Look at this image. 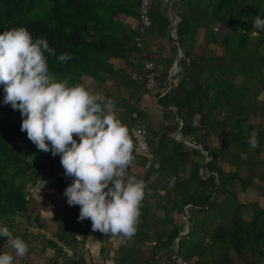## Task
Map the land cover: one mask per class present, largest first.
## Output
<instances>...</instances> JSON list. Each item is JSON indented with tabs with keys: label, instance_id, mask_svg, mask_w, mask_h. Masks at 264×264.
I'll list each match as a JSON object with an SVG mask.
<instances>
[{
	"label": "trees",
	"instance_id": "16d2710c",
	"mask_svg": "<svg viewBox=\"0 0 264 264\" xmlns=\"http://www.w3.org/2000/svg\"><path fill=\"white\" fill-rule=\"evenodd\" d=\"M140 2L0 0V32L25 27L33 39L46 38L56 53L45 54L52 76L68 79L70 85L82 84V76L90 78L94 89L101 87L103 97L115 102L129 130L134 121L141 125L147 150H138L131 137L133 162L144 167L139 179L146 184L138 229L130 239L99 232V253L112 250L113 264H158L157 253L166 264H176L173 249L180 264H252L245 261L246 255L264 254V204L239 201L234 187L238 184L242 193L255 187L256 196L264 199V99L258 97L264 92V31L257 35L253 28L255 16L264 18V0H147L148 25L141 27L139 21L131 27L125 19L139 20ZM168 7L175 19L171 33ZM150 36L162 38V46L166 43L165 55L153 56L147 45ZM177 44L181 56L169 75ZM63 53L72 59L58 62ZM144 61L154 66L150 89L145 87ZM144 93L154 98L165 123L143 125L139 99ZM3 98L0 85V224L10 228L16 213L29 218L27 183L46 181L66 199L63 192L72 177L65 175L61 163L58 169L53 165L50 152L38 151L20 131L19 111ZM254 130L259 144L249 150ZM210 136L215 146L209 144ZM222 163L230 168L223 170ZM149 197L163 210L161 215L150 212ZM185 205L201 216L190 215L188 231L177 237L181 226L172 221L171 211L180 212ZM68 209L78 217L75 206ZM56 217L62 225L56 235L61 245L47 242L68 254L67 264H85L76 256L73 238L75 233L84 236L79 221ZM211 219L214 224L206 230ZM33 220L39 226L38 217ZM86 226L93 234L89 219ZM5 241L0 237V253L5 252ZM145 243L151 244L143 257L140 248Z\"/></svg>",
	"mask_w": 264,
	"mask_h": 264
},
{
	"label": "clouds",
	"instance_id": "9594fccd",
	"mask_svg": "<svg viewBox=\"0 0 264 264\" xmlns=\"http://www.w3.org/2000/svg\"><path fill=\"white\" fill-rule=\"evenodd\" d=\"M253 28L257 35L264 31V18L255 16ZM46 53L56 55L46 38L33 39L25 27L0 32L3 103L19 111L20 131L38 151L59 155L65 175L72 177L63 195L69 206H79L78 220L89 219L93 231L130 239L138 229L146 189L143 179L128 174L134 160L130 130L114 101L52 76ZM70 59L63 53L58 62ZM258 135L255 130L250 134L249 150L258 147ZM0 237L13 250L0 253V264H15L28 254V244L7 225L0 224Z\"/></svg>",
	"mask_w": 264,
	"mask_h": 264
},
{
	"label": "rangeland",
	"instance_id": "374dc122",
	"mask_svg": "<svg viewBox=\"0 0 264 264\" xmlns=\"http://www.w3.org/2000/svg\"><path fill=\"white\" fill-rule=\"evenodd\" d=\"M161 2L159 7L164 9V6ZM125 22L133 27L139 23V20L126 18ZM197 33H201V29L197 30ZM149 42L147 45L150 47L151 51H153V56H156L157 53L159 55H165L166 50L164 49L166 43L161 45L163 42L162 38L157 36H150ZM110 61H115L110 59ZM114 65H118L114 62ZM122 65V64H120ZM239 76L235 77V80H239ZM81 82L84 84L90 91L93 93L99 94L104 101L109 99L104 98L102 95V88L99 87L94 89V81L88 77H81ZM262 84H264V69L262 70ZM260 99H264V92H260L258 95ZM140 104V103H139ZM140 108L143 110V118L140 119L143 125H149L150 127H156L158 121L165 123L167 120L163 118L161 110L154 104V98L147 97L146 100L140 104ZM260 124H264V117L260 118ZM217 143L214 136L209 137V144L214 145ZM192 145V144H189ZM53 165L60 167V157L59 155L53 157ZM223 170H228L230 166L226 163H222ZM144 167L137 165L135 162H132L128 168V174L135 176L136 178H140L141 174L143 173ZM237 193V198L239 201L245 203L249 201H257L260 206L264 204V199L258 198L256 196V188L255 187H248L243 193L239 190L238 184L234 187ZM25 190L29 193V197L31 200L28 204V219L25 214L22 212L16 213L13 216V222L10 226V230L13 232L14 235L16 234H23L22 238L28 244L29 251L28 254L22 258L18 259L17 264H67L66 259L68 258L66 253H62L59 249H55L52 244H49L47 241H51L56 245H61V241L57 238V233H60V229L62 225L59 223L58 220L54 218H60L63 220H78V217L74 216L72 212L68 209L69 206L66 203V199L62 196L60 192L53 191L54 189L49 185L46 181H37L35 184L31 185L27 183L25 185ZM148 201L151 203L150 212L153 213L156 217L157 215H161L163 210L160 208H155L153 205V198L149 197ZM188 205L182 207V210L176 212L174 210L171 211L172 221L181 226V233H184L187 229V225L189 227V217L193 215L194 217H200V212H195L193 209L188 208ZM56 213V214H54ZM250 212L247 210L243 213V218L248 219V215ZM38 217V223L33 220V217ZM75 218V219H74ZM81 221H79L80 223ZM214 224V221L208 220V226L206 225L205 229L209 230L210 226ZM61 226V227H60ZM165 227H169V224H166ZM204 232V231H203ZM99 235V231H94L93 234L87 235L83 240L82 243L79 240H75V247H76V256H80L84 263L89 262L91 264H113L114 259V252L104 250L102 253L97 251V247L99 241L95 239V236ZM74 238V237H73ZM75 239V238H74ZM107 243V241H104ZM114 245H117V242H113ZM126 245L130 244V240L128 239L125 243ZM151 243H145L141 246V250L143 252V257L147 255V247ZM107 247V246H105ZM87 249V253H86ZM2 251L12 252L13 250L8 246L7 240L3 243L1 247ZM111 256H110V253ZM140 254V252H139ZM14 255V252H13ZM64 255V256H63ZM255 259V260H254ZM157 261L158 264H166L163 255L157 253ZM245 261L251 262L255 264H264V254L262 256H254V255H246Z\"/></svg>",
	"mask_w": 264,
	"mask_h": 264
},
{
	"label": "built area",
	"instance_id": "2783aa9c",
	"mask_svg": "<svg viewBox=\"0 0 264 264\" xmlns=\"http://www.w3.org/2000/svg\"><path fill=\"white\" fill-rule=\"evenodd\" d=\"M146 5H147V0H141V2H140L141 15L139 17V21H140L141 27L145 26V25H148V23H149L146 15H145ZM144 67L146 69V78H147L146 79V83H145V87L147 89H150L151 86L153 85V69H154V66H153V64L150 61H144ZM146 98H147L146 93L141 94V97L139 99L140 104H142L146 100ZM132 116L135 117V114L133 113ZM130 134H131V137L133 138V140L135 142L136 148L138 150H140V151L145 152L147 150L146 142H145V139H144V135H143V132H142L141 125L137 121H134V123L130 127ZM174 137L175 138L178 137L177 133L175 134ZM75 209L79 210V206H75ZM86 220L87 219H85L82 222H80L81 229H82V232L84 233V236L79 234V233H75L73 235L75 240L77 239L80 242H82V240L87 235H89V231H88L87 226H86ZM85 264H91V263L86 262ZM176 264H180V263L177 262ZM181 264H184V263L182 262Z\"/></svg>",
	"mask_w": 264,
	"mask_h": 264
},
{
	"label": "water",
	"instance_id": "95a60500",
	"mask_svg": "<svg viewBox=\"0 0 264 264\" xmlns=\"http://www.w3.org/2000/svg\"><path fill=\"white\" fill-rule=\"evenodd\" d=\"M168 10H169V12H170V15H171V19H172V23H171V26H170V33H171V31H172V29L174 28V17H173V14H172V12H171V9H170V7H168ZM181 56V49H180V46L177 44V50H176V55H175V58H174V60L172 61V64H171V72H170V74L169 75H171L172 73H174V71H175V63H176V59H177V57H180ZM168 80H169V76H168V78H167ZM184 142H186V143H188V144H192V142H188V141H186V140H184ZM188 229H189V227H188V225H187V229H186V231L184 232V233H178V235H177V237H179L180 235H183V234H185L187 231H188ZM176 237V238H177ZM173 258H174V260H175V262L177 263V260H176V256H175V250L173 249Z\"/></svg>",
	"mask_w": 264,
	"mask_h": 264
},
{
	"label": "crops",
	"instance_id": "0c3cea01",
	"mask_svg": "<svg viewBox=\"0 0 264 264\" xmlns=\"http://www.w3.org/2000/svg\"><path fill=\"white\" fill-rule=\"evenodd\" d=\"M53 191H55V190H53ZM56 192H58V191H56ZM107 251H110V252H111L112 250H107ZM110 252H109V253H110ZM86 253H87V251H86ZM110 256H111V253H110ZM254 260H255V259H254ZM247 262H248V261H247ZM252 262H254V261H251V262H248V263H252ZM252 264H255V263H252Z\"/></svg>",
	"mask_w": 264,
	"mask_h": 264
}]
</instances>
